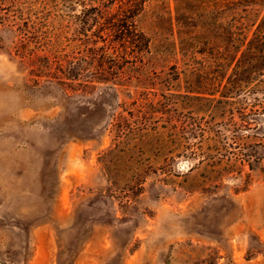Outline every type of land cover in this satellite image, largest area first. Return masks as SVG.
I'll return each mask as SVG.
<instances>
[{"label":"rangeland","instance_id":"rangeland-1","mask_svg":"<svg viewBox=\"0 0 264 264\" xmlns=\"http://www.w3.org/2000/svg\"><path fill=\"white\" fill-rule=\"evenodd\" d=\"M162 1L0 10V264H264V180L188 155L218 95L139 45Z\"/></svg>","mask_w":264,"mask_h":264},{"label":"trees","instance_id":"trees-1","mask_svg":"<svg viewBox=\"0 0 264 264\" xmlns=\"http://www.w3.org/2000/svg\"><path fill=\"white\" fill-rule=\"evenodd\" d=\"M144 1L138 4L141 11ZM260 1L173 0L172 10L163 0L165 10L150 20L160 42L155 37L144 44L138 38L133 41L151 52L155 63L174 60L178 78L182 73L188 83L205 87L204 93L218 95L213 103L208 98L210 120L191 131L194 145L188 155L217 171L235 167L243 186L254 175L264 180V25L250 30L254 22L249 23ZM19 5L20 0H0V10L7 7L14 19L22 12ZM219 7L225 23L218 34L207 31L203 22L217 16ZM4 21H10L9 16L0 14V23ZM126 25L134 36H143L136 20ZM174 26L176 37L168 33ZM177 62L184 66L182 71Z\"/></svg>","mask_w":264,"mask_h":264}]
</instances>
